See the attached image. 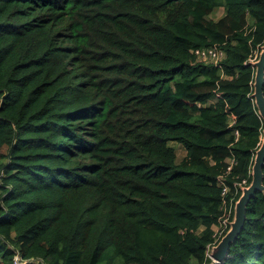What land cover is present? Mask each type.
<instances>
[{"label": "trees", "instance_id": "trees-1", "mask_svg": "<svg viewBox=\"0 0 264 264\" xmlns=\"http://www.w3.org/2000/svg\"><path fill=\"white\" fill-rule=\"evenodd\" d=\"M262 45L264 0H0V264H210L261 143ZM214 264H264L262 192Z\"/></svg>", "mask_w": 264, "mask_h": 264}, {"label": "water", "instance_id": "water-1", "mask_svg": "<svg viewBox=\"0 0 264 264\" xmlns=\"http://www.w3.org/2000/svg\"><path fill=\"white\" fill-rule=\"evenodd\" d=\"M261 53L258 60L254 63V92L252 97L258 109V113L263 119L264 124V95H263V82H264V45L261 47ZM264 163V128L263 139L255 152L253 164L251 167V182L249 185L241 189V195L235 202L234 217L231 222L229 230L221 237L220 241L212 247L213 263L221 261L227 254L230 244L235 240L240 232L244 220L246 218V208L249 204L250 198L255 192H262L264 195L263 172L262 165Z\"/></svg>", "mask_w": 264, "mask_h": 264}, {"label": "built area", "instance_id": "built-area-1", "mask_svg": "<svg viewBox=\"0 0 264 264\" xmlns=\"http://www.w3.org/2000/svg\"><path fill=\"white\" fill-rule=\"evenodd\" d=\"M192 53L197 57V61L205 62V63H213L216 66H219L222 60L224 59V51L222 48H219L217 45H212L208 47L196 48L191 50ZM255 58H250L249 61L253 62ZM229 169V168H228ZM243 185H245V180L242 183L236 185L242 189ZM228 192L227 187L222 188V195H225ZM226 204V201H223ZM228 206H223V215L219 220V223L216 225L214 229V241L207 246L206 255L209 256V252H211L212 247L220 240V238L229 230L231 222L234 217V207L235 202L233 203L231 200ZM38 264H47L42 259H35ZM15 264H26L25 261H22L21 257L16 254L14 256ZM216 263V262H215Z\"/></svg>", "mask_w": 264, "mask_h": 264}, {"label": "rangeland", "instance_id": "rangeland-1", "mask_svg": "<svg viewBox=\"0 0 264 264\" xmlns=\"http://www.w3.org/2000/svg\"><path fill=\"white\" fill-rule=\"evenodd\" d=\"M224 14V11H223V9L222 8H220V7H218V8H215L214 10H213V12L209 15V17L210 18H212V19H218V18H220L222 15ZM218 46V45H217ZM263 46V45H262ZM261 50H262V48L260 49V50H256V51H254L253 52V54L248 58V60H247V62L248 63H250V64H252V65H254V63L258 60V58H259V55H260V53H261ZM191 53H192V51H191ZM194 55V54H193ZM194 57L196 58V61H197V57L194 55ZM224 57H225V53H224ZM250 58H255L254 59V61L253 62H250L249 61V59ZM254 75H255V72H254ZM253 84H254V78H253ZM253 84H252V86H253ZM253 92H254V87H253ZM253 92H252V94H253ZM254 99V98H253ZM262 139H263V130H262V135H261V141H262ZM169 145H171V146H173L175 149H176V152H177V160L179 161V160H181L183 157H184V155H185V150H184V148L181 146V145H179V143H177V142H174V141H171V142H169ZM245 185H243V187H244ZM242 187V188H243ZM214 229L216 228V226H214L213 227ZM221 239V238H220ZM220 241V240H219ZM218 241V242H219ZM217 242V243H218ZM216 243V244H217ZM215 244V245H216ZM208 256V255H207ZM210 259H211V263H213V258H212V252H209V256H208ZM26 262V261H25ZM27 263V262H26ZM210 263V264H211ZM99 264H101V263H99Z\"/></svg>", "mask_w": 264, "mask_h": 264}]
</instances>
